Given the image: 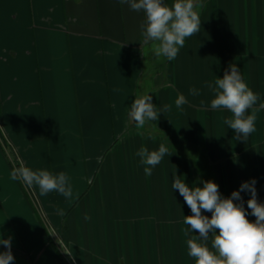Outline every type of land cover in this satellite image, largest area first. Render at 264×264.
Instances as JSON below:
<instances>
[{"label": "crops", "instance_id": "0c3cea01", "mask_svg": "<svg viewBox=\"0 0 264 264\" xmlns=\"http://www.w3.org/2000/svg\"><path fill=\"white\" fill-rule=\"evenodd\" d=\"M195 2L201 29L169 61L141 35L145 12L119 0H0L4 141L20 167L65 173L73 193L41 196L12 180L0 137V238H12V264H195L187 240L199 233L183 222L192 213L174 174L192 188L214 181L224 198L255 178L264 204V0ZM231 64L258 96L247 140L226 125L230 111L211 108L205 83ZM145 94L172 108L137 129L129 112ZM180 94L188 102L178 109ZM161 143L171 154L146 175L136 153Z\"/></svg>", "mask_w": 264, "mask_h": 264}, {"label": "clouds", "instance_id": "9594fccd", "mask_svg": "<svg viewBox=\"0 0 264 264\" xmlns=\"http://www.w3.org/2000/svg\"><path fill=\"white\" fill-rule=\"evenodd\" d=\"M128 4L131 10L146 14V22L140 25L141 35L145 40L158 41L154 45V55L164 56L169 61L174 60L180 48L184 46L185 39L197 34L201 29V20L195 0H174L171 6L165 5L162 0H119ZM208 89L214 93L210 101L212 109L224 108L232 116L225 120L228 128L234 130L237 139L247 140L255 131V114L246 115L247 111L256 104L258 96L242 79L239 67L235 64L225 70L222 78L214 82H205ZM189 94L197 96L200 89L189 88ZM187 98L180 94L175 99L176 108L186 104ZM200 103L203 105L204 100ZM172 105L165 104L162 108L152 102L149 94L134 99L129 112L130 118L135 121L137 129L143 128L146 121H157L160 113L171 111ZM169 148L163 143L158 150L149 151L141 147L136 155L140 163L145 165L144 172L151 175L152 168L158 165L165 155H170ZM12 180H22L26 185H37L40 195L57 192L66 198L72 197V187L69 177L61 172L53 175L47 170L34 171L28 167L15 168L11 174ZM256 179L241 183L239 190L233 191L230 197L221 196L219 186L211 180L203 181V186L189 187L184 179L176 177L172 182V189L179 191L191 215L184 216V224L190 226L189 231L195 230L197 236L187 240L189 255L195 259V264H264V204L257 200ZM242 192L250 194L247 208L255 222L249 221L243 207ZM240 201V203H236ZM211 213L209 218L202 211ZM219 230L218 234L216 230ZM211 233V250L207 245ZM0 244L5 251L0 252V264H12V238H0Z\"/></svg>", "mask_w": 264, "mask_h": 264}, {"label": "built area", "instance_id": "2783aa9c", "mask_svg": "<svg viewBox=\"0 0 264 264\" xmlns=\"http://www.w3.org/2000/svg\"><path fill=\"white\" fill-rule=\"evenodd\" d=\"M261 109L264 113V100L261 104ZM0 137L1 139L3 140L4 142V145H5V152L7 153L8 149L11 150V148L9 147V145L4 141V135H3V131H2V128H1V124H0ZM13 151L11 150L10 152L7 153V156L8 158L11 160V164L13 163V165L18 168L20 167V165L15 162L14 160V156H13ZM53 237H54V241L55 243H57L58 247H60V249L67 255V257L69 256V253H68V248L66 246V244L63 242V240L60 239V237L57 235V234H53Z\"/></svg>", "mask_w": 264, "mask_h": 264}, {"label": "rangeland", "instance_id": "374dc122", "mask_svg": "<svg viewBox=\"0 0 264 264\" xmlns=\"http://www.w3.org/2000/svg\"><path fill=\"white\" fill-rule=\"evenodd\" d=\"M10 151H11V150H10V149H8L7 153H8V152H10ZM14 160H15V157H14ZM15 162H16V160H15Z\"/></svg>", "mask_w": 264, "mask_h": 264}]
</instances>
